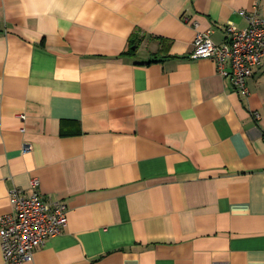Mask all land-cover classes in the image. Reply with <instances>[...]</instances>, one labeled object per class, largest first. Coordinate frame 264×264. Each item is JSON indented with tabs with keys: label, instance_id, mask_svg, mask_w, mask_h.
Returning a JSON list of instances; mask_svg holds the SVG:
<instances>
[{
	"label": "crops",
	"instance_id": "1",
	"mask_svg": "<svg viewBox=\"0 0 264 264\" xmlns=\"http://www.w3.org/2000/svg\"><path fill=\"white\" fill-rule=\"evenodd\" d=\"M253 10L264 0H0V217L33 178L67 205L23 264H264V60L246 95L191 59Z\"/></svg>",
	"mask_w": 264,
	"mask_h": 264
},
{
	"label": "built area",
	"instance_id": "2",
	"mask_svg": "<svg viewBox=\"0 0 264 264\" xmlns=\"http://www.w3.org/2000/svg\"><path fill=\"white\" fill-rule=\"evenodd\" d=\"M239 16L246 22L245 28L239 29L228 23L226 42L218 46L208 35H199L191 59L212 58L218 72L230 76L235 89L247 95V81L254 68L264 60V16L257 10L240 11ZM227 64L230 73L226 71ZM29 150L30 146L24 145L23 154ZM39 186V179L33 178L30 180V195L19 190H12L9 194L13 213L0 217V246L6 264L32 262L37 247L67 228V205L63 201L45 199Z\"/></svg>",
	"mask_w": 264,
	"mask_h": 264
},
{
	"label": "trees",
	"instance_id": "3",
	"mask_svg": "<svg viewBox=\"0 0 264 264\" xmlns=\"http://www.w3.org/2000/svg\"><path fill=\"white\" fill-rule=\"evenodd\" d=\"M134 45H135V44L131 41V42H130L131 50H132V48L134 47Z\"/></svg>",
	"mask_w": 264,
	"mask_h": 264
}]
</instances>
